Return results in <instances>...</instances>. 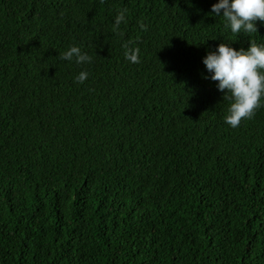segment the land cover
<instances>
[{"label":"trees","instance_id":"16d2710c","mask_svg":"<svg viewBox=\"0 0 264 264\" xmlns=\"http://www.w3.org/2000/svg\"><path fill=\"white\" fill-rule=\"evenodd\" d=\"M216 2L0 0V264H264V103L229 127L202 64L264 24Z\"/></svg>","mask_w":264,"mask_h":264},{"label":"clouds","instance_id":"9594fccd","mask_svg":"<svg viewBox=\"0 0 264 264\" xmlns=\"http://www.w3.org/2000/svg\"><path fill=\"white\" fill-rule=\"evenodd\" d=\"M126 9L119 11L113 20L112 31L117 32L125 20ZM213 17H221L224 26L232 34L257 33L256 22L264 24V0H217L209 9ZM141 30L145 25L138 22ZM124 42V58L130 63L138 62V49ZM230 44L220 43L214 51L206 52L202 64L209 74L207 79L216 82L215 87L223 93L228 102L224 123L231 128L237 127L241 120L250 119L255 110L264 103V43L248 41L247 49H233ZM60 59L76 64H87L91 57L76 45L64 50ZM88 73L80 71L75 83H83Z\"/></svg>","mask_w":264,"mask_h":264}]
</instances>
